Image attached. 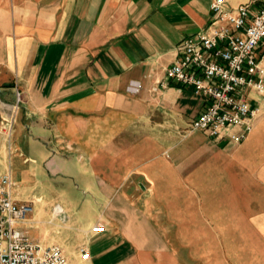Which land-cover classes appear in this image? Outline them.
<instances>
[{
  "label": "crops",
  "instance_id": "0c3cea01",
  "mask_svg": "<svg viewBox=\"0 0 264 264\" xmlns=\"http://www.w3.org/2000/svg\"><path fill=\"white\" fill-rule=\"evenodd\" d=\"M212 1L0 0V119L23 98L0 173L32 241L71 264H264V97L236 144L193 130L203 99L165 81Z\"/></svg>",
  "mask_w": 264,
  "mask_h": 264
},
{
  "label": "built area",
  "instance_id": "2783aa9c",
  "mask_svg": "<svg viewBox=\"0 0 264 264\" xmlns=\"http://www.w3.org/2000/svg\"><path fill=\"white\" fill-rule=\"evenodd\" d=\"M212 20L206 29L182 40L177 59L166 68L165 81L189 88L203 99L205 107L191 121L193 130L215 140L241 143L252 129L257 107L250 93L264 97V0H251L234 8L226 0L210 4ZM140 85L130 87L138 93ZM23 102L15 89L9 117H1L0 133L10 137ZM9 174L0 173V264H71L63 249L40 246L19 225L32 211V202L12 197ZM55 216H62L59 206ZM93 232L104 231L101 224ZM82 260L89 258L78 247Z\"/></svg>",
  "mask_w": 264,
  "mask_h": 264
},
{
  "label": "rangeland",
  "instance_id": "374dc122",
  "mask_svg": "<svg viewBox=\"0 0 264 264\" xmlns=\"http://www.w3.org/2000/svg\"><path fill=\"white\" fill-rule=\"evenodd\" d=\"M22 105V104H21ZM20 108H21V106H20ZM20 111V110H19ZM9 117V116H8Z\"/></svg>",
  "mask_w": 264,
  "mask_h": 264
}]
</instances>
